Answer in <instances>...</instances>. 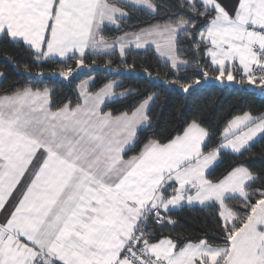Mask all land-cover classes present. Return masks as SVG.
<instances>
[{"label":"snow or ice","instance_id":"snow-or-ice-1","mask_svg":"<svg viewBox=\"0 0 264 264\" xmlns=\"http://www.w3.org/2000/svg\"><path fill=\"white\" fill-rule=\"evenodd\" d=\"M137 12L153 19L135 24ZM0 46L62 64L52 74L66 80L89 55L133 69L128 56L151 52L264 91V0H0ZM93 80L59 104L48 87L0 92V264H264V167L244 162L264 145V115H235L215 136L193 118L160 138L154 95L117 111L132 93ZM169 83L187 93L201 79ZM186 207L213 211L219 239L165 234Z\"/></svg>","mask_w":264,"mask_h":264},{"label":"trees","instance_id":"trees-1","mask_svg":"<svg viewBox=\"0 0 264 264\" xmlns=\"http://www.w3.org/2000/svg\"><path fill=\"white\" fill-rule=\"evenodd\" d=\"M133 19L135 24H146L153 17L147 13L137 12ZM125 27L129 25L126 24ZM109 59L111 64L108 63ZM127 60L129 63H134L135 68H126L118 53L111 56L89 55L86 61L89 67L79 69L66 80L52 74L58 72L63 67L62 64L44 63L42 67H37L30 60L27 52L11 46H0V72H3L6 77L0 81V92L11 89L13 86L48 87L52 90L53 103L59 104L65 100H76L77 85L83 79L93 77L96 88L106 82H118V91L132 94L117 100L109 107L117 111L129 110L134 108L136 101L145 94L154 95L155 100L151 105L152 128L150 131L158 134L160 138L178 134L184 124L193 118L201 121L215 136L222 134L226 122L235 115H241L244 112H251L256 116L264 115V95L255 85L246 83L239 85L235 81L221 84L215 80H205L200 75L201 70L194 63L188 68L181 67L177 72L151 52L147 55L133 54L128 56ZM12 61L17 63L14 64ZM25 64L28 65L29 72H25ZM72 66L75 67L74 61ZM145 69L152 73L151 77L145 74ZM40 71H44L45 75H38ZM196 76H200L201 83L193 85L187 93L182 91L179 84L169 83L172 79H179L181 82L190 81ZM262 150L264 145L257 144L252 149L254 154L245 156L244 162L256 168L264 167V151ZM233 163H235L234 160L226 159L216 175H220ZM173 218L177 223L164 229L165 234L170 233L172 236L179 235L195 240L203 237L207 232L209 239H219L212 231L215 214L209 209L186 207L175 212Z\"/></svg>","mask_w":264,"mask_h":264},{"label":"crops","instance_id":"crops-1","mask_svg":"<svg viewBox=\"0 0 264 264\" xmlns=\"http://www.w3.org/2000/svg\"><path fill=\"white\" fill-rule=\"evenodd\" d=\"M222 2L225 4V5H228L229 7H231L233 4L236 3V0H222ZM160 58V57H159ZM162 61H163V58H160ZM2 80V78H0V81ZM94 82V80H93ZM117 85H118V82H115Z\"/></svg>","mask_w":264,"mask_h":264},{"label":"built area","instance_id":"built-area-1","mask_svg":"<svg viewBox=\"0 0 264 264\" xmlns=\"http://www.w3.org/2000/svg\"><path fill=\"white\" fill-rule=\"evenodd\" d=\"M257 89L262 95H264V91H261L258 87H257Z\"/></svg>","mask_w":264,"mask_h":264}]
</instances>
